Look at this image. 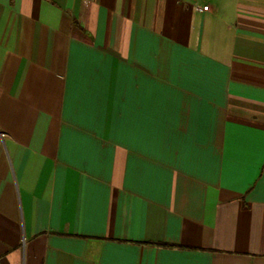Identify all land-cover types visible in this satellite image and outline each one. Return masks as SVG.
<instances>
[{"label": "crops", "instance_id": "crops-1", "mask_svg": "<svg viewBox=\"0 0 264 264\" xmlns=\"http://www.w3.org/2000/svg\"><path fill=\"white\" fill-rule=\"evenodd\" d=\"M0 264H264V0H0Z\"/></svg>", "mask_w": 264, "mask_h": 264}, {"label": "built area", "instance_id": "built-area-1", "mask_svg": "<svg viewBox=\"0 0 264 264\" xmlns=\"http://www.w3.org/2000/svg\"><path fill=\"white\" fill-rule=\"evenodd\" d=\"M208 6H203L201 8H198V10H207Z\"/></svg>", "mask_w": 264, "mask_h": 264}]
</instances>
